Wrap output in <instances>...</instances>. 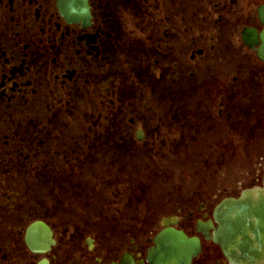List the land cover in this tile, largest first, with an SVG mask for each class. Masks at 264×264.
Listing matches in <instances>:
<instances>
[{"label":"flooded vegetation","instance_id":"1","mask_svg":"<svg viewBox=\"0 0 264 264\" xmlns=\"http://www.w3.org/2000/svg\"><path fill=\"white\" fill-rule=\"evenodd\" d=\"M241 1L0 0V264H166L155 241L171 230L197 246L186 264H237L216 209L264 194V0ZM248 128L241 178L176 156L227 160ZM146 161L162 173L137 188ZM103 166L113 191L94 183Z\"/></svg>","mask_w":264,"mask_h":264},{"label":"water","instance_id":"2","mask_svg":"<svg viewBox=\"0 0 264 264\" xmlns=\"http://www.w3.org/2000/svg\"><path fill=\"white\" fill-rule=\"evenodd\" d=\"M261 18L264 22V10L261 11ZM251 36L254 42L244 37L245 42L250 46L258 44L256 34ZM261 39L264 46V34ZM216 219L220 227L216 231L215 241L236 263L242 264L249 259H256V256L264 258V247L263 252L259 248L264 232L263 202L255 203L246 198L227 199L218 207ZM251 234L255 235V240L250 239ZM156 242L157 255L167 264L185 263L193 254L192 251L196 250L190 240L173 231L162 233Z\"/></svg>","mask_w":264,"mask_h":264},{"label":"rangeland","instance_id":"3","mask_svg":"<svg viewBox=\"0 0 264 264\" xmlns=\"http://www.w3.org/2000/svg\"><path fill=\"white\" fill-rule=\"evenodd\" d=\"M246 2L248 5L251 3V0H242L241 3ZM248 8H251V6H248ZM247 125H249L248 122H246ZM248 127V126H247ZM247 136H241L235 133H231L232 137V144L230 146V139H228V152H227V160H224V151L221 149L218 151V149H212L208 148L207 146H202L199 149H192L189 151L184 150L181 153H177V157H183L188 158L190 156H194L198 159V161L195 162V166H185L186 169H191L192 174L200 176V178H204L203 176L207 175L210 176V178L220 180L218 175L222 176L225 174H230L233 176V179L241 178V174H245L249 171L252 165V159L255 158L257 155L258 150V144L257 139L255 138L254 134L250 131L248 128L247 130ZM210 140V137L209 139ZM200 142H202L200 140ZM223 142V139H222ZM202 145V144H201ZM200 145V146H201ZM165 151L167 153V157L174 158V151L169 152ZM158 152V151H157ZM220 157V158H219ZM160 163V162H157ZM126 170H131L130 167H127ZM115 170H113L110 166H103L101 168V174L103 177L98 176V178L95 179L94 183H97L99 180L100 186L103 189H108L113 191L112 185L114 182L113 179V173ZM137 173V179H136V187L139 188L140 185L148 184L149 181V175H153L155 173H162L161 170V164H158L157 166H149L146 161V163H141L140 165L136 166L135 169ZM98 172V171H97ZM112 173V174H111ZM186 173V171H184ZM154 181L151 183V187L148 188L149 192L151 194L155 193V196L158 195L157 192L161 191V187L156 184L155 190L152 189L154 185ZM152 196V195H149ZM140 209V205L136 204V211Z\"/></svg>","mask_w":264,"mask_h":264}]
</instances>
